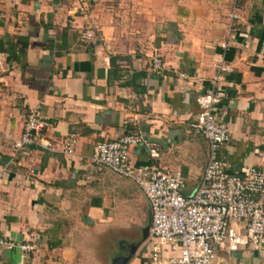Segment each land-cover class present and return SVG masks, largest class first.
Wrapping results in <instances>:
<instances>
[{
	"label": "crops",
	"instance_id": "1",
	"mask_svg": "<svg viewBox=\"0 0 264 264\" xmlns=\"http://www.w3.org/2000/svg\"><path fill=\"white\" fill-rule=\"evenodd\" d=\"M234 6L235 0H103L82 14L75 0H0V240L36 247L29 260L19 249L0 248V264H150L151 205L134 182L95 165L94 149L141 136L158 145V165L182 172L192 195L210 155L193 127L198 100L212 89L218 60L230 68L217 87V114L231 133L222 158L231 174L264 169V0L240 3L229 37ZM156 55L164 62L160 73L152 70ZM34 109L59 150L65 137L78 136L74 155L16 151ZM147 144L132 150L134 165L151 162ZM136 213L146 241L123 253L119 233L132 229ZM219 259L264 264V250Z\"/></svg>",
	"mask_w": 264,
	"mask_h": 264
},
{
	"label": "built area",
	"instance_id": "2",
	"mask_svg": "<svg viewBox=\"0 0 264 264\" xmlns=\"http://www.w3.org/2000/svg\"><path fill=\"white\" fill-rule=\"evenodd\" d=\"M80 13L103 0H75ZM235 0L230 17L231 31L240 19ZM89 39L92 34L87 35ZM228 43L223 45L227 48ZM214 67L218 76L211 90L198 100L199 115L194 129L208 142L210 155L203 180L192 195H186L187 185L181 171L163 168L156 162L161 158L156 144H147L141 136L129 135L119 140L99 143L92 162L134 182L147 197L152 209L150 234L156 242L150 264H221L220 253H235L252 248L264 250V169H248L243 175L231 174L229 163L222 158L224 146L230 143L231 133L224 119L217 114L221 103L218 84L230 72L223 60ZM164 69L163 58L156 55L152 62L154 72ZM183 77H185L183 75ZM45 122L38 109L27 116L21 137L15 143L18 153L29 148H40L49 153H76L78 136L65 137L61 149L46 137ZM150 147L148 165L136 166L131 152L139 145ZM234 223L242 224L243 229ZM0 248L19 249L25 260L36 251L31 243L0 240ZM166 248L178 249V256L166 257Z\"/></svg>",
	"mask_w": 264,
	"mask_h": 264
},
{
	"label": "rangeland",
	"instance_id": "3",
	"mask_svg": "<svg viewBox=\"0 0 264 264\" xmlns=\"http://www.w3.org/2000/svg\"><path fill=\"white\" fill-rule=\"evenodd\" d=\"M137 213L134 215V217H131V225L133 226L132 229L129 228H121L123 230L119 233L120 242L118 244L119 251H123L129 254H133L134 251H138L144 242L146 241V237L143 231V228L141 229L138 227L137 223ZM148 218L150 219V213L148 215ZM150 226V223L147 221L146 227ZM123 242V244H121Z\"/></svg>",
	"mask_w": 264,
	"mask_h": 264
},
{
	"label": "water",
	"instance_id": "4",
	"mask_svg": "<svg viewBox=\"0 0 264 264\" xmlns=\"http://www.w3.org/2000/svg\"><path fill=\"white\" fill-rule=\"evenodd\" d=\"M150 232V228L148 229V233ZM128 258L125 259H121L120 261H118V264H124L125 262H127Z\"/></svg>",
	"mask_w": 264,
	"mask_h": 264
}]
</instances>
